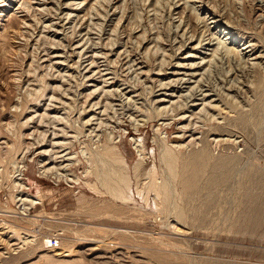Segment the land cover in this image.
Listing matches in <instances>:
<instances>
[{
    "label": "rangeland",
    "instance_id": "obj_1",
    "mask_svg": "<svg viewBox=\"0 0 264 264\" xmlns=\"http://www.w3.org/2000/svg\"><path fill=\"white\" fill-rule=\"evenodd\" d=\"M263 123L264 0H0V264H264Z\"/></svg>",
    "mask_w": 264,
    "mask_h": 264
},
{
    "label": "bare ground",
    "instance_id": "obj_2",
    "mask_svg": "<svg viewBox=\"0 0 264 264\" xmlns=\"http://www.w3.org/2000/svg\"><path fill=\"white\" fill-rule=\"evenodd\" d=\"M215 14V13H214ZM203 22V21H202ZM214 22H217V20H215V21H213L212 23H214ZM204 23V26H205V23H206V25H207V22L205 21V22H203ZM228 25H230V24H232V23H230V22H228L227 23ZM209 28V27H208ZM231 28V27H230ZM233 28V27H232ZM208 30V29H207ZM226 34H229V32L228 33H226ZM234 35V34H233ZM242 39V38H244L243 37V34L242 35H240L239 36V39ZM250 41V40H249ZM248 42V41H247ZM249 48V50L247 51V52H252V54L255 52V49H256V45L255 44H249V45H247V46H245L244 47V50L245 49H248ZM258 48V47H257ZM192 66H196V65H192ZM192 76H193V74H191ZM180 81L183 83V82H186V80H183V79H180ZM172 87H174V85L172 86ZM163 88H166V87H164L163 86ZM180 88V87H179ZM197 91H191V94H190V98L192 97H196L195 95V93H196ZM156 102H163V100H159V101H156ZM256 115V114H255ZM248 116V115H247ZM247 116H245L244 115V113L242 114V112H241V114H239L238 116H237V125H239V126H241V124L243 125V124H245V125H247L246 123H247V118L249 117H247ZM236 120V119H235ZM249 120V119H248ZM256 120V119H255ZM260 125V124H259ZM224 130V129H223ZM227 132H228V130H227ZM260 133L262 134V135H264V123L262 124V126H261V128H260ZM201 158V157H203V155L202 154H200V155H195L194 157H191V158H189V159H191L190 160V164H192L196 159H198V158ZM107 161V160H106ZM95 162V161H94ZM189 164V165H190ZM140 166V165H139ZM139 168H141V167H139ZM139 168H137V170H136V172H139ZM250 168V167H249ZM248 169V168H247ZM95 173V175H96V173H98V172H94ZM135 173V172H134ZM249 174H247V175H250V177L252 176V177H255V182H257V184H259V185H261V186H264V170H257V169H252V170H249V172H248ZM102 176V175H101ZM95 177V176H94ZM195 177V176H194ZM247 177V176H246ZM88 178V177H87ZM102 178V177H101ZM101 178H99V179H101ZM253 182V181H252ZM156 191V190H155ZM99 193V192H98ZM146 200V199H145ZM147 201V200H146ZM146 203V202H145ZM260 206V205H259ZM255 211V210H254ZM255 213V212H254ZM260 213V212H259ZM255 225V224H254Z\"/></svg>",
    "mask_w": 264,
    "mask_h": 264
}]
</instances>
